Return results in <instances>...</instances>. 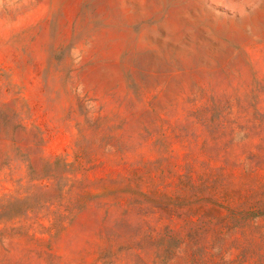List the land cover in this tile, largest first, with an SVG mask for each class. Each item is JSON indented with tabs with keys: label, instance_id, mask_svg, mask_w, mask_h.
Masks as SVG:
<instances>
[{
	"label": "rangeland",
	"instance_id": "obj_1",
	"mask_svg": "<svg viewBox=\"0 0 264 264\" xmlns=\"http://www.w3.org/2000/svg\"><path fill=\"white\" fill-rule=\"evenodd\" d=\"M0 264H264V0H0Z\"/></svg>",
	"mask_w": 264,
	"mask_h": 264
},
{
	"label": "trees",
	"instance_id": "obj_2",
	"mask_svg": "<svg viewBox=\"0 0 264 264\" xmlns=\"http://www.w3.org/2000/svg\"><path fill=\"white\" fill-rule=\"evenodd\" d=\"M168 242H169V245H167L166 248H170V249L173 248V251L176 250L177 248H179V246L181 244V241H176V242L171 243V245H170V242H172L170 239ZM163 263H164V261H163Z\"/></svg>",
	"mask_w": 264,
	"mask_h": 264
}]
</instances>
